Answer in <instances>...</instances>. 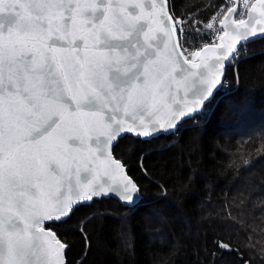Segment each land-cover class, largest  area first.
I'll return each mask as SVG.
<instances>
[{
    "label": "snow or ice",
    "instance_id": "1",
    "mask_svg": "<svg viewBox=\"0 0 264 264\" xmlns=\"http://www.w3.org/2000/svg\"><path fill=\"white\" fill-rule=\"evenodd\" d=\"M148 2L0 0V264H66L68 246L46 222L97 196L138 193L112 155L121 134L148 136L202 112L237 42L264 33L257 0L250 31L232 20V34L220 19L221 43L190 51L199 22L186 27L168 0ZM100 172L112 182L99 183Z\"/></svg>",
    "mask_w": 264,
    "mask_h": 264
},
{
    "label": "trees",
    "instance_id": "2",
    "mask_svg": "<svg viewBox=\"0 0 264 264\" xmlns=\"http://www.w3.org/2000/svg\"><path fill=\"white\" fill-rule=\"evenodd\" d=\"M221 3L168 0L173 15L200 18ZM240 49L205 121L114 144L139 186L136 205L93 198L47 223L68 246L66 264H264V37Z\"/></svg>",
    "mask_w": 264,
    "mask_h": 264
},
{
    "label": "water",
    "instance_id": "3",
    "mask_svg": "<svg viewBox=\"0 0 264 264\" xmlns=\"http://www.w3.org/2000/svg\"><path fill=\"white\" fill-rule=\"evenodd\" d=\"M236 2H237V0H235V3H234V5L232 6V8H235V9H236ZM144 3H145V5H146V8H150V3L148 2V0H144ZM253 3H257V0H255ZM257 6L259 7L258 4H257ZM169 10H170V8H169ZM234 13H235V12H233V13H231V14H227V13H226L225 16L222 18V19H225V20L227 21V23H228V25H229V27H228V31H229L230 33H232V34H235V31H236L235 25H232V23H231L232 20H235V19H234ZM256 19H261V17H259L258 13H251V14H249V12H248V14H247V16L244 18V20H245L246 22H249V28H248V29H243V28H242V29H240V30H241V31H246V30H247V31H250V30H251V25L255 24V20H256ZM260 27H264V25H256V28H257L258 30H259ZM224 30H225V29H224ZM263 37H264V33H260L259 31H257V34H256L255 36H250V37L248 38V40H241V41H238V42H237V45H236V48H237V46H239V45H244V44L250 43V42H252V41H254V40H257V39L263 38ZM220 43H221V42H220ZM223 43L227 44V43H230V41H228L227 38H226L225 41H223ZM207 54H208V53L202 52V55H207ZM198 60H199V58H198ZM227 62H228V61L225 62L224 68L222 69L221 82H222L223 77H224V75H225V71H226V67H227ZM220 85H221V83L218 84V85L216 86V88L213 90V96H212V98L214 97L215 92H216V90H218V88L220 87ZM183 95H184L183 90H179V91H178V96H179V97H183ZM212 98H211V100H212ZM195 114H196V113H192L191 116H193V115H195ZM161 115H163V113H161ZM185 119H187V118H184L183 120H185ZM180 122H181V121H177V122H175V123H176V127L171 128V129H168V130H162V129H159L158 126H156L157 130L152 131L151 134L148 135V136L137 135L135 132H126V133H122L121 136H123V135H125V134H130V135H133V136H135V137H139V138H141V139H151V138L156 137V136H158V135H160V134H169V133H172V132L177 128V126H178V124H179ZM121 136H120V137H121ZM112 155H113V157H114L115 159L121 161L120 159H118V158L115 157V155H114V153H113V150H112ZM121 163H122L123 166H124V167H123V174L126 175L129 179L133 180V182L136 184V186H137V188H138V193L134 194V200H133L132 202H126V201H123V200L120 198L119 191L112 192V193H109V194L104 195V196H97V197H94V198H98V197H112V198L117 199V200H118L121 204H123V205H126V206H134V205H136V204L140 201L142 195H141V193H140V191H139V186H138V184L136 183V181H135V180L129 175V173H128V166L125 165L122 161H121ZM96 179H97V181H98L99 183H111V182H112V181L110 180V178H109L107 175H105L103 172H100V174L96 177ZM92 200H93V199H92ZM92 200H91V201H92ZM91 201H83V202H81L80 204L90 203ZM47 223H49V222H46V224H47ZM48 229H51V230L56 234V232H55L52 228H50V227H46V231H47ZM56 236H57V234H56ZM57 238H58L62 243H64V242H63L58 236H57ZM65 244H66V243H65ZM66 245H67V244H66ZM64 259H65V261H66V257H65V256H64Z\"/></svg>",
    "mask_w": 264,
    "mask_h": 264
},
{
    "label": "built area",
    "instance_id": "4",
    "mask_svg": "<svg viewBox=\"0 0 264 264\" xmlns=\"http://www.w3.org/2000/svg\"><path fill=\"white\" fill-rule=\"evenodd\" d=\"M255 0H237L236 2V11L234 13V19H244L248 14V8L251 7ZM235 3V0H224L218 8L207 18H200L194 13H189L184 16H175L180 17L181 19L186 20L188 23L186 24V27H190L192 24L193 19L199 22V27L201 29L200 35L195 36L191 32L189 33L190 39L195 41L194 46L193 45H185V47L189 48L190 51H197L202 50L206 44H213V43H220L219 36L223 34L224 28L220 25L219 21L222 19L225 14L227 13V9L229 7H232ZM172 14V13H171ZM213 23L212 29H207L205 27L206 24ZM241 48V45L237 46V48ZM241 52V49H240ZM240 56V53L236 55V59ZM189 58H191L189 56ZM223 85L224 90H228V87L226 88V84L229 86V80L223 78ZM221 83V84H222ZM237 84V83H236ZM226 92H220L217 96L219 98L222 94ZM216 98V99H217ZM208 113L211 112V109L207 111Z\"/></svg>",
    "mask_w": 264,
    "mask_h": 264
},
{
    "label": "rangeland",
    "instance_id": "5",
    "mask_svg": "<svg viewBox=\"0 0 264 264\" xmlns=\"http://www.w3.org/2000/svg\"><path fill=\"white\" fill-rule=\"evenodd\" d=\"M224 0H222V2H223ZM240 53V48L238 47V48H236V52H235V56H234V58H232V59H230L227 63L229 64V63H234V61H235V59H236V55H238ZM224 80V79H223ZM223 80H222V82H223ZM221 82V83H222ZM227 87H229L228 86V84H226V88ZM225 87H224V85H223V83L220 85V87L218 88V90H216V92H215V95H214V97L212 98V100H211V104H209V103H207L205 106H204V108H203V111L202 112H197L196 114H201V118H204V121L207 119V116L208 115H205V113L208 111V110H210V109H212V105H213V99L215 98V96L217 95V94H219L220 92H226V90H224L223 91V89H224ZM232 89H234V87L232 88ZM229 91V89L227 90V92ZM195 114V115H196ZM195 115H193V116H191V118L192 117H194ZM187 119H190V118H187ZM193 121H195V122H197L196 121V119H193ZM174 131H176V129L174 130ZM50 223V222H49ZM224 249H225V247H224ZM245 264H248L247 262L245 263Z\"/></svg>",
    "mask_w": 264,
    "mask_h": 264
},
{
    "label": "bare ground",
    "instance_id": "6",
    "mask_svg": "<svg viewBox=\"0 0 264 264\" xmlns=\"http://www.w3.org/2000/svg\"><path fill=\"white\" fill-rule=\"evenodd\" d=\"M189 14V13H188Z\"/></svg>",
    "mask_w": 264,
    "mask_h": 264
}]
</instances>
